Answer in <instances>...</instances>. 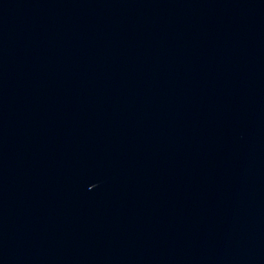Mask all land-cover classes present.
Here are the masks:
<instances>
[{
	"label": "water",
	"instance_id": "1",
	"mask_svg": "<svg viewBox=\"0 0 264 264\" xmlns=\"http://www.w3.org/2000/svg\"><path fill=\"white\" fill-rule=\"evenodd\" d=\"M0 264H264V0H0Z\"/></svg>",
	"mask_w": 264,
	"mask_h": 264
}]
</instances>
